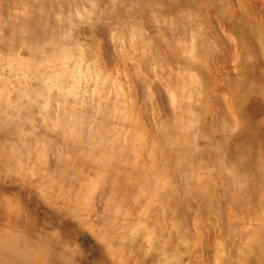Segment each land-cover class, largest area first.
<instances>
[{"label": "bare ground", "instance_id": "1", "mask_svg": "<svg viewBox=\"0 0 264 264\" xmlns=\"http://www.w3.org/2000/svg\"><path fill=\"white\" fill-rule=\"evenodd\" d=\"M71 227L264 264V0H0V264H86Z\"/></svg>", "mask_w": 264, "mask_h": 264}, {"label": "rangeland", "instance_id": "2", "mask_svg": "<svg viewBox=\"0 0 264 264\" xmlns=\"http://www.w3.org/2000/svg\"><path fill=\"white\" fill-rule=\"evenodd\" d=\"M40 212H41V216H42L43 211L40 210ZM73 219L70 217L66 218L67 222H69V223H74L75 219L74 220ZM71 229H73L72 230L73 232L79 233L76 237L74 236L72 238V239H74L73 248L76 249V257L75 258L81 259V260L83 259L86 262V264H117V262H115V260L113 259L114 257H110V256L106 257L104 254L102 256H99L98 254H96V255L93 254V252H87L88 249L96 247V243L98 244V247L100 245V243L98 241H96L95 238L90 237L91 234L87 230L81 231V228L76 229V227L75 228L71 227V228H68L67 231H69ZM64 233H66V234H63L65 237V240H63V241H65V242L70 241L71 238L67 237V235L68 236L71 235V231L64 232ZM202 239H204V237H202ZM130 255H133L131 258V260H132L131 262L133 264H152V261H151L149 256H147L145 259L142 260V259H140V256L136 257L133 253H127V256H130ZM128 260H129L128 258H126V260L124 258V261H128ZM147 261H149V262H147Z\"/></svg>", "mask_w": 264, "mask_h": 264}]
</instances>
